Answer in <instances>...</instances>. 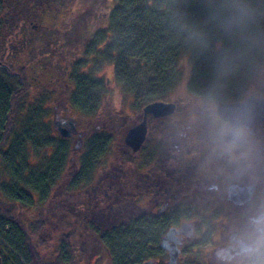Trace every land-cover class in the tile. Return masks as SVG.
I'll use <instances>...</instances> for the list:
<instances>
[{"label":"trees","instance_id":"obj_1","mask_svg":"<svg viewBox=\"0 0 264 264\" xmlns=\"http://www.w3.org/2000/svg\"><path fill=\"white\" fill-rule=\"evenodd\" d=\"M204 2L0 0V46L13 34L21 38L15 58L10 53L0 61L1 264H166L160 239L184 222L195 226L193 238L179 247L178 264L206 263L204 249L213 244L216 227L236 215L220 214L203 197L166 201L160 186L149 185L141 174L135 187L129 173L134 158L113 152L105 132L86 138L79 165L70 172L67 139L51 136L41 118L46 95L42 89L30 99L27 76L33 64L51 67L58 79H68L70 106L84 116L93 115L105 96L93 75L106 65L122 91L143 107L170 99L184 80L186 95L203 100L217 50L241 47L215 24H204ZM193 25L207 34V51ZM263 64L258 58L230 76L223 103L242 99ZM112 157L120 159V170L110 169ZM98 170L102 178L96 180ZM168 202L170 209L160 212Z\"/></svg>","mask_w":264,"mask_h":264},{"label":"clouds","instance_id":"obj_2","mask_svg":"<svg viewBox=\"0 0 264 264\" xmlns=\"http://www.w3.org/2000/svg\"><path fill=\"white\" fill-rule=\"evenodd\" d=\"M204 24H215L229 38L240 41L237 50H217L213 78L203 98L208 143L213 155L237 166L253 170L261 161L252 133L256 104L264 98L249 97L239 103H223L225 82L240 67L264 58V0H205ZM199 46L210 47L207 34L196 25L191 28ZM243 162V167H240ZM227 195L236 198L241 211L218 232L210 249L212 264H264V192L256 183L235 184Z\"/></svg>","mask_w":264,"mask_h":264},{"label":"flooded vegetation","instance_id":"obj_3","mask_svg":"<svg viewBox=\"0 0 264 264\" xmlns=\"http://www.w3.org/2000/svg\"><path fill=\"white\" fill-rule=\"evenodd\" d=\"M249 96L264 98V70L258 82L249 87L245 96L239 101L231 103H239ZM162 103L172 104V113L162 118L147 116L146 139L138 152L132 153L125 146L127 149L124 150H127L134 158L133 164L129 165L133 185L137 187L135 180L137 175L141 174L143 178L147 179L149 185L160 186V198H164L166 201L174 198L203 197L210 199L213 210H220V214L238 216L241 211L240 207L237 203L229 200L227 195V190L231 186L235 184L243 186L255 182L257 193L264 192V119L251 125L261 162L253 170L242 172L238 170L237 166L212 154L208 143L203 100L182 95ZM142 108L138 123L143 118ZM151 118L160 122L161 128L158 135L155 136L156 138L149 136L151 131L148 129V124ZM60 122L67 121L61 120ZM240 167H243V162ZM119 168L120 165L117 170H120ZM98 183L102 184L100 181ZM93 193L97 194L96 191ZM140 194L145 198L151 195ZM132 196L136 195L133 193ZM168 209H170L169 202L163 203L160 212H165ZM182 224L189 225L192 235L191 237L180 236L179 247L185 240L193 238L195 226L194 222H184L180 223L178 227L172 228L178 229ZM226 226L225 222L219 224L216 227V233Z\"/></svg>","mask_w":264,"mask_h":264},{"label":"rangeland","instance_id":"obj_4","mask_svg":"<svg viewBox=\"0 0 264 264\" xmlns=\"http://www.w3.org/2000/svg\"><path fill=\"white\" fill-rule=\"evenodd\" d=\"M3 39L5 38H2V40ZM20 39L21 38L18 34H13L10 38H7L3 41L2 46H0V61L5 62L7 55L10 53H12L11 56L15 58V55H17L20 50L17 48ZM24 58L26 57H20V61ZM263 70L264 64L258 75L251 82L250 87L258 82ZM27 76L30 83V99H33V97L38 93L40 94L42 89L46 95L44 97L45 102L43 106L45 109L42 112L43 114L41 118L48 122V125L52 130L51 136H53V138H59L56 135L53 125L56 119L57 121H71L75 124V132L70 138L67 139L68 145L71 149V160L67 166V169L70 172L74 171L76 166L79 165L80 158L85 152L84 143L86 138L93 135L94 133L105 132L110 135L112 139L111 141H113L110 145L113 152L125 151L124 149L126 147L123 143L124 134L129 127L138 123L140 111L143 105L138 101V98L135 97V95L127 94L122 91L121 87L115 82L113 78L112 66L106 65L103 70L96 72L95 75H93V77L101 80L102 85L105 87V96L100 102L97 111L91 116H84L76 112V110L70 106L69 99L67 97L68 93L66 92L68 91V88L65 87V83H67L68 79H58V73H55L51 67H43L41 63L37 65L33 64L28 67ZM185 82L186 80L182 82L181 87H179V89L174 93L173 96L170 97V99L186 95L184 91ZM69 84L72 83L70 82ZM110 118L113 119V124ZM160 128L159 121H155L152 118L149 120L148 129L151 131L149 134L151 138H156L155 136L158 135ZM47 151V154L50 155L51 149H48ZM113 158L114 157L108 161L110 169L111 167H117L120 165V159ZM100 173L101 171L98 170L95 176L96 180L102 178ZM106 180L108 179L106 178ZM106 180H103V182ZM88 204L90 210H93V203L88 201L86 202V205ZM106 207H108V205H106ZM102 210L103 208L99 209V213ZM95 213L98 214V212ZM96 214H94V216H97ZM100 214H98L99 217H97V219H103ZM212 245L204 249V251L208 254V259L206 260L205 264H212V257L210 253ZM151 262L152 264H157V260H151Z\"/></svg>","mask_w":264,"mask_h":264},{"label":"water","instance_id":"obj_5","mask_svg":"<svg viewBox=\"0 0 264 264\" xmlns=\"http://www.w3.org/2000/svg\"><path fill=\"white\" fill-rule=\"evenodd\" d=\"M224 104L232 105L236 103H224ZM172 111H173L172 104H167L162 102H155L144 106L142 109V114H143L142 121L126 131L123 137L124 145L132 153L138 152L146 139L147 116H151L153 118H162L171 114ZM263 119H264V100H259L255 107L252 124L262 121ZM53 125L57 135L63 139L70 138L72 134L75 132V124L71 121L60 122L55 120ZM228 199L232 200L234 203H237L235 197L230 198L228 196ZM191 235H192V230L189 228V225L187 224H182L178 229L171 228L165 233V235L160 239L159 247L162 251L166 252L167 254L168 259L166 264H178V259L180 255L179 245L181 244L180 236L191 237ZM143 264H152V262L148 261Z\"/></svg>","mask_w":264,"mask_h":264}]
</instances>
